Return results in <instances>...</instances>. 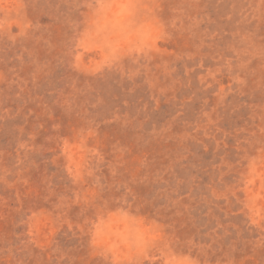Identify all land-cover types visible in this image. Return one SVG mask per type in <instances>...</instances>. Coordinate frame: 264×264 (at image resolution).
I'll return each instance as SVG.
<instances>
[{"label":"rangeland","instance_id":"rangeland-1","mask_svg":"<svg viewBox=\"0 0 264 264\" xmlns=\"http://www.w3.org/2000/svg\"><path fill=\"white\" fill-rule=\"evenodd\" d=\"M0 264H264V0H0Z\"/></svg>","mask_w":264,"mask_h":264}]
</instances>
